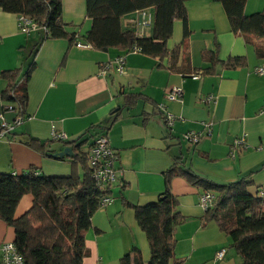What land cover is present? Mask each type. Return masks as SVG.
<instances>
[{
  "label": "crops",
  "instance_id": "obj_1",
  "mask_svg": "<svg viewBox=\"0 0 264 264\" xmlns=\"http://www.w3.org/2000/svg\"><path fill=\"white\" fill-rule=\"evenodd\" d=\"M185 8L186 23L175 21L167 42L168 49L181 47L179 72L170 71L165 59L159 62L141 52L100 51L77 47V43L69 46L66 39L59 38L41 41V31L22 33L19 16L0 9V73L24 70L36 50L35 67L26 83L22 123L0 137V173L19 174L35 167L46 176L69 175V161L27 146L32 138L51 140L52 125L64 132L69 142L88 140L83 150L96 134H105L117 156L114 165L120 183L112 190L113 203L91 216V227L85 234V264H119L133 248L139 250L144 263L149 261L147 237L119 195L132 205L151 203L165 190L163 173L177 159H181L182 169L220 185L249 175L251 191L256 189L264 196V74L255 73L264 59H258L253 47L230 31L219 2L190 0ZM263 8L264 0H247L244 12L251 14ZM136 18V13L124 16L122 28H133ZM61 20L76 41L85 44L82 35L91 26L85 0H61ZM149 34L150 29L144 30V35ZM216 49L220 62L244 57L246 65L226 69L218 64L212 73L202 74L209 67L203 52ZM117 57L124 59L123 73L112 68L105 76L99 75L103 64ZM194 72H199L197 79L189 76ZM4 86L0 78V112L10 104L1 98ZM173 87L182 90L180 100L166 98ZM129 94L140 95L132 107L127 106ZM207 95L214 101L203 102ZM158 104L180 116L171 128L165 125ZM14 115V111L3 113L6 122ZM208 130L210 136H206ZM188 132L200 134L198 143L182 140ZM241 137L246 148L232 151L234 140ZM45 148L54 153L64 146L62 142H47ZM169 190L177 199V212L184 217L173 230L175 259L181 264H239L241 258L229 247L228 237L212 222L201 225L202 191L182 176L170 181ZM21 210L16 208V214ZM13 238V231L0 222V244ZM223 248V260L217 262L215 254Z\"/></svg>",
  "mask_w": 264,
  "mask_h": 264
},
{
  "label": "trees",
  "instance_id": "obj_2",
  "mask_svg": "<svg viewBox=\"0 0 264 264\" xmlns=\"http://www.w3.org/2000/svg\"><path fill=\"white\" fill-rule=\"evenodd\" d=\"M188 1L85 0L86 17L91 21V26L82 38L85 44L95 50L107 51L113 48L123 52H141L159 62L165 59L170 71L179 72L181 47L177 45L168 49L167 42L172 36L173 23H186L185 3ZM215 1L223 8L230 31L251 45L258 59H264V8L245 14L247 0ZM0 9L33 21L37 30L44 34L41 41L59 38L66 39L69 46L79 43L75 34L67 31V24L61 20V0H0ZM142 9L152 12L150 34H138L133 25V28L123 29V17L137 14ZM184 33L187 34L186 27ZM35 51L24 70L15 68L0 73V78L5 82L1 98L13 104V118L23 117L25 113L26 83L35 67ZM202 58L209 63L202 74L212 73L218 64L226 69L246 65L244 57H231L220 62L217 49L203 52ZM193 74L199 72L189 76ZM139 98V94H129L127 106L132 107ZM87 141L62 142L64 147L71 148L72 156L55 159L70 162L71 173L67 176H46L35 167H29L19 174L0 173V221L13 229L12 242L23 257L24 264H85L84 259L88 255L85 234L91 227V216L97 209L113 203L112 190L120 183L119 176L111 183L94 178L95 169L88 161L91 145L83 150ZM47 142L51 144L61 141L51 139L39 142L32 138L26 143L37 152L50 155L53 151H46ZM113 154L116 160L114 151ZM182 164L181 159H177L163 173L165 190L151 203L132 205L119 195L124 205L133 210L137 225L147 237L150 251L146 263L142 261L139 250L133 248L119 260V264H181L174 257L173 230L182 223L184 217L177 212V199L169 190L170 181L177 176L184 177L202 193L210 192L214 195L212 205L200 219L201 225L212 222L228 237L229 247L241 258L239 264H264V196H259L256 189L254 193L251 191L253 182L247 178L249 175L237 182L220 185L182 169ZM114 168L118 172L115 165ZM27 194L31 195L30 207L15 216L20 200ZM105 198L111 202L103 206L105 203L102 200Z\"/></svg>",
  "mask_w": 264,
  "mask_h": 264
},
{
  "label": "built area",
  "instance_id": "obj_3",
  "mask_svg": "<svg viewBox=\"0 0 264 264\" xmlns=\"http://www.w3.org/2000/svg\"><path fill=\"white\" fill-rule=\"evenodd\" d=\"M135 28L138 34L144 33V30L149 29L152 26V12L149 9H142L137 12V18L133 21ZM18 28L22 33H30L37 30V26L30 19L19 16L18 18ZM83 46L84 48H91L88 44L77 43V46ZM136 51V50H133ZM114 65H116L114 67ZM124 59L122 57H117L112 62L104 63L102 68L99 71V75L105 76L113 67L118 73H123ZM255 73L262 75L264 74V65L255 69ZM199 74H193L191 77L197 79ZM182 96V90L178 87L170 88L166 92V98L169 100H180ZM203 102H213L214 97L212 95L204 96L202 99ZM157 109L163 115L165 125L167 128H171L175 119L180 118L179 115L168 112L163 104H158ZM13 104H8L2 107L0 112V137L9 134L15 126H18L22 123V117L16 116L11 122H6L3 113L4 112H13ZM208 126V125H207ZM210 128V127H209ZM210 130L206 136H210ZM50 138L55 141H68L67 135L64 132L57 131L54 125L50 129ZM200 139V134L194 132H188L182 136V140L189 143L195 144L198 143ZM239 148H246L244 143V138H237L232 144V151H235ZM114 154L109 146V140L105 135H99L94 140L88 150V161L89 165L95 169L93 174L96 180L109 181L110 183L117 179L119 176L117 170L114 168ZM214 195L210 192H204L199 196V205L205 211L207 210L213 202ZM105 204L103 206L109 205L111 200L105 198L102 200ZM225 255V249H220L215 254V260L221 262ZM0 264H24L23 257L17 251L13 242H3L0 244Z\"/></svg>",
  "mask_w": 264,
  "mask_h": 264
},
{
  "label": "rangeland",
  "instance_id": "obj_4",
  "mask_svg": "<svg viewBox=\"0 0 264 264\" xmlns=\"http://www.w3.org/2000/svg\"><path fill=\"white\" fill-rule=\"evenodd\" d=\"M254 13V12H253ZM225 20V19H224ZM132 25L135 27V24L134 23H132ZM76 46H77V44H76ZM77 47H82V48H84L83 46H77ZM79 175H81V171L79 170ZM24 197V198H23ZM22 197V199L20 200V202H19V206L17 207L18 208V210H21V212H19L18 214H16V212H15V216H17V215H20L21 213H23L24 211H26L27 209H28V207H29V205L31 204V195H29V194H27V195H24ZM26 198H28V201H27V199ZM1 222V221H0ZM3 223V222H2ZM4 224V223H3ZM5 225V224H4ZM6 226V225H5ZM8 227V226H7ZM12 231H13V229L11 228V227H9ZM8 240H10V239H8ZM5 242H12V241H5Z\"/></svg>",
  "mask_w": 264,
  "mask_h": 264
},
{
  "label": "water",
  "instance_id": "obj_5",
  "mask_svg": "<svg viewBox=\"0 0 264 264\" xmlns=\"http://www.w3.org/2000/svg\"><path fill=\"white\" fill-rule=\"evenodd\" d=\"M50 156L52 158L70 157L72 156V151L70 147H64L61 151L54 152Z\"/></svg>",
  "mask_w": 264,
  "mask_h": 264
}]
</instances>
